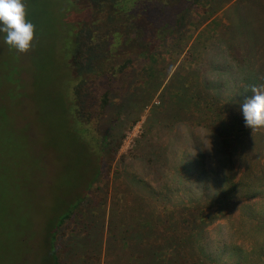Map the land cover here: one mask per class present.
<instances>
[{"label": "rangeland", "instance_id": "obj_1", "mask_svg": "<svg viewBox=\"0 0 264 264\" xmlns=\"http://www.w3.org/2000/svg\"><path fill=\"white\" fill-rule=\"evenodd\" d=\"M71 1L77 5L70 7L69 0H26L28 19L36 26L34 46L27 54L10 49L4 42V34L0 33V264H53L49 259L52 247L48 223L62 214L85 191L89 196L81 203L82 214L78 219L68 222L67 228L57 234L55 247L62 251L59 264H130V255L135 258L133 252L139 254L137 250L131 251V243L144 245L149 239L155 241L153 246L156 248L166 220L162 207L167 200L160 197L152 199L149 194L151 190L155 191L164 185L166 179L169 182L177 180L176 172L183 164L182 151L195 153L194 156L202 154L203 159H199L203 165L200 172L207 170L215 174L212 173L211 181L201 193L196 191L199 183L190 177L178 192L181 200L190 199L202 207L212 206L209 200L210 184L214 185V182L222 179L226 169H234V187L227 196L229 202L222 209L214 208L221 219V227L215 223L204 233L211 241L212 258L220 264H264V257H259L264 255V229L261 238L255 232L252 234L254 238L248 237L247 247L254 253L248 263L244 261L245 255L241 254L247 234L252 232L246 206L257 204V211L264 213V175L258 185L251 186L249 193L244 191L238 182L253 163L247 159L233 158L228 153L236 147L223 143L220 135L224 133L220 129L211 126V122H199L202 115L195 116L185 105L180 104L186 115L174 125V129L178 128L176 131H167L171 151L169 159L162 167L152 165V157L146 153L149 146L143 149L141 139L144 122L152 112L150 107L141 113L140 121L131 129L130 120L136 114V107L146 99L150 101L149 106L158 107L161 91L172 103L175 101L174 92L171 89L165 91L164 85L153 97L142 93V78L135 74L137 66L132 70L127 93L112 95L105 111L99 110V101L94 102L92 120L88 121L86 115L84 117L82 97L81 104L75 102L74 92L75 86L87 82L90 73L86 67L81 70H74L70 66L65 68V26L75 20L83 19L86 22L94 14L86 5V0ZM237 1L240 0L229 3L219 0L218 5L222 2L225 12H218L208 27L205 25L194 31L189 30L185 36L195 38L202 32L200 38L207 39V46L212 45V50H224L228 37L245 45L244 27L248 24L254 34L258 68L262 71L258 76L262 84V3L243 0L240 9L246 19L241 22L231 9ZM204 27L207 29L205 32ZM239 50L231 51V55L236 58L238 55L247 57V48ZM250 60L246 63V74L254 69L253 60ZM158 68L161 78L167 73V68L164 62ZM232 69L237 78L243 77L244 70L239 67ZM127 73L130 77V72ZM133 94L139 97L137 104L132 105L136 107L130 110L128 98ZM254 95L251 90L248 98ZM229 96L235 98L233 96L236 94L229 93ZM230 104L219 99L215 108L226 112L222 126L233 124L236 129L234 126L238 125L237 121L245 123L241 107L243 103L236 101L237 106ZM158 113L165 118L166 111H154L153 116ZM228 114L230 118H227ZM259 132L256 137L247 135L239 140H243L242 149H251L255 164L264 167V128ZM97 165L101 170L99 180L92 184ZM132 178L142 181V184L132 181ZM146 183L153 186L146 188ZM131 189L136 194L131 193ZM131 199L143 211V216L138 213L135 215L142 219L132 227L130 242L127 203ZM169 201L172 202L171 197ZM121 214L124 216L121 217ZM208 214L209 210L201 217ZM142 222H148V227H144ZM224 226L227 229L222 228ZM255 228H258L257 224ZM226 230L230 232L228 237L225 235ZM224 242L226 246L234 242L239 254L227 247L220 255L224 250ZM150 246L149 250H153Z\"/></svg>", "mask_w": 264, "mask_h": 264}, {"label": "trees", "instance_id": "obj_2", "mask_svg": "<svg viewBox=\"0 0 264 264\" xmlns=\"http://www.w3.org/2000/svg\"><path fill=\"white\" fill-rule=\"evenodd\" d=\"M230 1L232 0H226L228 3ZM257 1L262 3L261 13H264V0H249L248 2ZM69 2L70 7L77 5L71 0ZM86 2L94 17L86 22L83 19L75 20L72 24L65 26L66 50L63 54L66 55L63 60L66 69L70 66L74 70H81L84 67L89 70L90 77L87 76V82L75 86L74 92L75 102L81 104L82 97L81 108L84 109V117L86 115L88 121L92 120L94 102L99 101V110L105 111L112 95L122 96L127 93L129 91L128 82L133 74L132 70L137 66L135 74L142 78V93L153 97L154 93L164 85L165 91L171 89L174 92L175 101L173 103L167 99L165 92L161 91L160 106H149L148 99L140 106H134L136 114L130 120V129L140 121L141 113L147 107H150L152 111L144 122L141 136L142 148L149 146L146 153L152 157L150 161L152 165L162 167L169 159L171 151L167 131L173 130L174 125L182 120L180 118L185 117V111L179 106L183 104L191 111V114L202 115L204 119L199 118V122H211V126L224 133L220 135L223 143L226 146L231 144V147H236V149L228 151L233 158L252 161L253 164L246 169L238 182L244 191L249 193L252 185H258V181H261L262 175H264V167L255 164L251 149H242L241 142L243 140L239 139H244L247 135L256 137L260 134V129L252 131L245 126V123L239 121H237L238 125L234 126L236 129L233 128V124L224 127L221 123H223V115L226 112L218 111L215 108L219 99L227 101V104L231 103L230 105L237 106L236 101L243 103L249 99L251 88L259 86L261 83L259 76L262 71L258 68V53L255 49L254 34L248 24L244 27L245 45L239 40L236 41L228 37L224 43V50L223 48L212 50V45L207 46V39L200 38L202 32L195 38L190 35L185 36V34L189 30L194 31L205 25L208 27L212 23L210 20L218 12L223 11L224 4L221 2V5H218L219 0H86ZM241 2L243 0L235 2L231 9L235 11V18L243 22L246 16L240 9ZM206 30L204 27L203 32ZM191 31L190 33L193 34ZM245 48L248 49L247 57L241 58L238 55L236 58L231 55V51ZM232 54L234 55V53ZM250 59L253 60L254 69L246 74V63ZM163 62L167 73L160 78V68L158 67L159 65L162 67ZM233 67L244 70L241 79L235 76ZM127 72H130V77ZM229 93H235L236 96H233L235 98L229 96ZM78 95L80 97H77ZM149 95L148 98L151 99ZM138 97L139 95L133 94L128 98L130 110L134 109L132 105L133 103L137 104ZM154 111H166L165 118L160 117L162 114L159 113L153 116ZM216 111L218 112L216 113ZM227 118H230L229 114ZM197 124L199 125V123ZM177 129L175 128L173 132ZM231 133L235 135L232 136ZM195 145L197 146L196 142ZM181 156L183 164L176 172L177 180L169 182L166 179L164 185L155 191L151 190L149 194L152 199L160 197L167 200L162 207L166 220L158 239L160 242L156 247L157 250L153 246L155 241L149 239L148 243L144 245L131 243V251L137 250L139 254L133 252L135 258L130 255V264H220L218 260L212 258L211 241L204 233L207 232L209 226L221 221L217 217V213L214 212V208L222 209L229 202L227 196L229 190L232 191V187H234V169H226L222 179L214 182V185L210 184L208 189L211 190L209 200L212 206L202 207L196 201L193 203L190 199L188 201L181 200L178 197V192L190 177L191 179L194 177V181L199 183L196 191L201 193L211 181L213 171L202 170L200 172L199 169L203 166L199 162V159H203V155L200 153L194 156L190 151H182ZM173 169L176 170V167L174 166ZM100 171L97 165L96 172L92 176V184L95 180H99ZM188 173L189 176H187ZM132 181L142 184V181L133 178ZM145 186L148 188L153 185L146 183ZM130 192L136 194L132 189ZM88 196L85 191L62 214L57 215L48 223L51 240L49 243L52 247L49 259L53 264H59L62 255V251L55 247L57 234L62 232L63 228H67L65 226L68 222L78 219L77 217L82 214L81 203ZM170 197L172 198L171 203ZM238 200L243 202L241 198ZM134 202L131 199L127 203L130 213V242L133 233L132 227L142 219L135 215L138 213L139 216H143V211L139 210ZM208 210L210 214L201 217ZM257 210V204L246 206L247 217L252 227V232L247 234L241 253L245 255L246 263L250 261V256L254 255L247 247L248 237H253L252 234L255 232L261 238L262 229H264V213ZM120 216L123 217L124 214ZM142 224L144 227H148V222H142ZM255 224L258 225V228H255ZM70 227L71 224L68 228ZM218 227H221L220 223ZM215 231L218 233L217 230ZM122 233L126 234V231ZM229 233L226 230L225 235L228 237ZM230 243L231 246H226L225 242L223 243L224 250L220 255L227 250V247H231L228 250L239 254L234 242ZM149 245L153 247V250H149ZM214 245L217 246L215 241ZM259 257L262 258L264 255Z\"/></svg>", "mask_w": 264, "mask_h": 264}, {"label": "clouds", "instance_id": "obj_3", "mask_svg": "<svg viewBox=\"0 0 264 264\" xmlns=\"http://www.w3.org/2000/svg\"><path fill=\"white\" fill-rule=\"evenodd\" d=\"M0 33L8 47L20 54L33 49L36 26L28 19L26 0H0ZM251 90L255 95L241 107L245 126L254 131L264 128V83Z\"/></svg>", "mask_w": 264, "mask_h": 264}]
</instances>
